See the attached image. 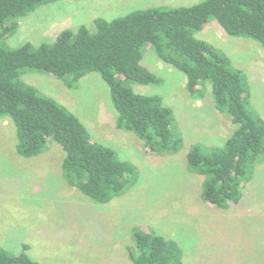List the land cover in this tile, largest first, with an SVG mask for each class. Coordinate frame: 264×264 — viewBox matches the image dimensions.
Here are the masks:
<instances>
[{"label": "rangeland", "instance_id": "rangeland-1", "mask_svg": "<svg viewBox=\"0 0 264 264\" xmlns=\"http://www.w3.org/2000/svg\"><path fill=\"white\" fill-rule=\"evenodd\" d=\"M202 0H53L36 6L1 39L7 48L29 42L51 44L63 30L94 19L112 20L134 10L187 7ZM242 70L249 108L264 120V49L255 40L227 34L214 18L194 33ZM141 64L160 78L157 84L128 83L135 93L158 96L175 116L183 138L176 153H150L142 140L116 126L117 113L108 85L96 72L68 87L51 74L25 68L21 79L74 113L90 138L112 149L136 170L135 181L107 203H99L70 186L62 176L65 152L49 140L31 158L16 153V126L0 117V247L25 252L42 264H133L129 249L139 230L175 241L181 264H264V156L243 182L240 199L228 208L201 197L202 176L187 168L186 153L194 143L223 147L233 131L228 113L214 102L211 86L202 97L186 90V77L162 62L149 45ZM27 245L26 250L23 246Z\"/></svg>", "mask_w": 264, "mask_h": 264}, {"label": "trees", "instance_id": "trees-1", "mask_svg": "<svg viewBox=\"0 0 264 264\" xmlns=\"http://www.w3.org/2000/svg\"><path fill=\"white\" fill-rule=\"evenodd\" d=\"M53 0H0V117L16 126V153L25 158L42 154L49 140L63 149L62 176L96 202L107 203L135 181L136 170L115 152L94 141L71 111L21 79L25 68L64 80L72 87L80 77L98 73L108 85L117 113L116 126L134 132L147 151L176 153L183 138L173 110L155 95L135 93L128 83L157 84L160 78L141 64L142 47L186 77V90L202 97L208 84L216 107L234 124L223 147L191 145L187 168L202 176L201 197L228 208L241 197L255 163L264 156V120L249 108L245 74L231 60L194 33L214 18L232 36L257 41L264 49V0H202L187 7H152L112 20L94 19L95 31L84 25L61 31L53 43L29 42L12 49L1 39L12 34L21 17ZM129 249L133 264H181L178 244L153 231L134 233ZM27 245L23 246L26 250ZM0 264H42L25 252L14 255L0 247Z\"/></svg>", "mask_w": 264, "mask_h": 264}]
</instances>
